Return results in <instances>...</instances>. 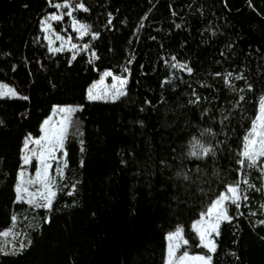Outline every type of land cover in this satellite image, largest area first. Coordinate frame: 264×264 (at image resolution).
<instances>
[{
	"label": "trees",
	"instance_id": "1",
	"mask_svg": "<svg viewBox=\"0 0 264 264\" xmlns=\"http://www.w3.org/2000/svg\"><path fill=\"white\" fill-rule=\"evenodd\" d=\"M61 3L52 25L75 52L40 40ZM105 72L125 94L87 100ZM0 83L19 95L0 98V231L17 218L23 235L0 264H164L178 228L212 264H264V158L240 163L264 95V0H0ZM57 106L76 107L63 177L50 208L25 210L23 141ZM197 142L213 152L192 156ZM237 184L209 253L191 224Z\"/></svg>",
	"mask_w": 264,
	"mask_h": 264
},
{
	"label": "snow or ice",
	"instance_id": "2",
	"mask_svg": "<svg viewBox=\"0 0 264 264\" xmlns=\"http://www.w3.org/2000/svg\"><path fill=\"white\" fill-rule=\"evenodd\" d=\"M59 7V5H56ZM80 8H84L81 4L79 5ZM87 11V9H84ZM51 19H59L57 16H52ZM78 31L83 33L87 31V26L80 25V28L77 29ZM47 31V28L45 29ZM59 39V37H57ZM75 48V45H73ZM59 51V49H56ZM75 59V57H73ZM189 72L192 70L189 68ZM105 75H111L110 73H105ZM240 78V77H237ZM121 84L126 83V81L121 80ZM123 91L117 92L116 95H124ZM0 95H15V93L11 89H7L5 91H0ZM89 97L91 99H95L96 97L89 92ZM115 98V97H114ZM59 111L66 112L71 114L75 111L72 108H62ZM49 121H45V127L42 129L44 135L39 138L32 140L31 143L38 145L40 147V151L36 152L33 151V155L39 161L40 168L36 171L35 180H29L28 183L30 184H40L43 186L45 191H37L34 193H29L28 188L24 186L23 176L24 173L21 172V183L17 185L16 191L18 193V199H22L23 193H28V195L32 198L29 199V203L33 202V199L40 198L45 199L47 201L46 206L51 207V197L55 195L49 190V185L52 181L49 179L48 169L51 165L48 163L49 159L54 158L53 154L57 148H62L64 144L65 135L68 128V122L62 121L58 127H50ZM196 147L199 149V153L192 152V156H197L198 154H202L203 156H207L213 152L211 147H205L202 144L197 142ZM25 149H28V143H25ZM243 159L240 161L241 165L244 164L245 160L251 166H256L260 163L261 158H264V104H262L260 109V115L256 117L253 121L252 127L249 133L245 136V143L243 146V151L241 153ZM31 157L28 155L24 156V163H30ZM187 179V177H185ZM247 183V181H245ZM47 193V194H46ZM230 194V195H229ZM240 199L239 195V185H229L227 187V192L225 194L220 195L214 202H212L210 208L207 210L206 213H202L201 219L198 220L196 223L192 225V228L197 232L199 239H200V246L207 249L209 253L215 254L216 253V243L212 239L213 234L219 235V226L221 218L229 219L226 213V209L224 207L225 203L230 201L232 204H236L239 207V203L237 201ZM243 199H247V197H243ZM15 219V218H14ZM264 223V221H261ZM3 236H9L8 232L2 234ZM169 246H168V260L167 264H212V255H198V256H189L188 252H183L180 255L177 253L181 247V241H183L184 245L188 244V240L183 236V230L177 229L175 232L169 234L168 236ZM175 241V243H173Z\"/></svg>",
	"mask_w": 264,
	"mask_h": 264
},
{
	"label": "rangeland",
	"instance_id": "3",
	"mask_svg": "<svg viewBox=\"0 0 264 264\" xmlns=\"http://www.w3.org/2000/svg\"><path fill=\"white\" fill-rule=\"evenodd\" d=\"M65 5H66L65 3H61L59 5V7H56V5H55L54 7L57 8V11L55 13L47 15L46 18L43 19V21L41 22V25H40V40H42L44 42L46 47L51 52H55L56 49L67 50V51H71V52L77 51L76 44H74L71 40H69V38L67 36H65L63 33L56 32L54 30L53 25H52V23H54L56 21H61L62 14H61L60 6H65ZM52 16H57V17H59V19H55V20L51 19ZM46 28H47V31H45ZM79 28H80V24H78L74 21L70 22V29L75 34L76 38H80L82 36L81 32L77 30ZM57 37H59V39H57ZM73 45H75V48H73ZM105 73H109V72H105ZM105 73L101 74L99 76V78L93 84H91L88 87V89L86 91V99L87 100H89V101H108V102L114 101L121 96V95H116L117 92H119V91L124 92L125 83L121 84L120 81L121 80L125 81V79H122L120 77H116L113 75H105ZM7 89H11L15 93V95L14 96L13 95H0V98H3V97L15 98V97L19 96L18 93H16L12 88L0 83V91H5ZM90 91L96 97L95 99H91L89 97ZM262 104H264V95L259 102L256 117L260 115V109H261ZM62 108L75 109L76 107L75 106H57V107L52 108L49 116L42 122L39 136L37 138H31L29 136L24 138L23 145L21 148V165H22V167L19 169L17 176H16V185L14 188V192H15L14 194H15V201L17 203H23L25 205V208H24L25 210L36 211L39 209H47L48 208L46 206L47 201L45 199H40L38 197L33 199L32 203H29L28 202L29 199H32V198L28 195V193H23L22 194L23 198L18 199V193L16 191V187L18 184L21 183L20 173L23 172L24 173V176H23L24 186L26 188H28L29 193H34L37 191H41V192L45 191L43 186L40 184L28 183L29 180H35L36 171L40 168V164H39L38 159L36 158V156L33 155V151L39 152L40 147L38 145L31 143V141L35 140V139H39L44 135V132L42 131V129L45 127V124H44L45 121L50 122L49 123L50 127H58L62 121H67L68 125H69V121H70V118H71V115L73 112L71 114H69L66 112L59 111ZM256 117H255V119H256ZM251 127H252V125H251ZM26 142L28 143V149L27 150L25 149V143ZM244 143H245V140H244ZM242 151H243V149H242ZM25 155H28L29 157H31L30 163H28V164L24 163V156ZM53 156H54V158L48 160V163L51 165V167L48 169V174H49V179L52 181V183L49 185V190L52 193H56V191L59 187V184L61 183L62 177H63V166H64L63 147L57 148L55 150ZM244 163L248 166H251L247 160H245ZM226 192H227V187H226L224 193H222V194H225ZM222 194H220V195H222ZM53 197L54 196L51 197V200L53 199ZM228 202L231 203L230 201H228ZM211 204H210V206H211ZM210 206L207 208V210L210 208ZM207 210L205 211V213L207 212ZM200 219H201V216L191 224V229L196 234L199 245L201 244L199 236H198L197 232L192 228V225ZM18 220L19 221L22 220V217H18ZM223 220H225V219L221 218L220 223ZM175 231H173V232H175ZM5 232H8L9 236H7V237L3 236L2 234ZM173 232H171V233H173ZM171 233H169V234H171ZM169 234L166 235L164 264H167V260H168V246H169L168 236H169ZM214 236H215V234H213V237ZM213 237H212V239H213ZM22 243H23V235H22V232L20 231V225L17 224V218L12 219L10 226L8 228L0 231V248L3 252H12V251H15L16 249H19L22 246ZM173 243H175V241ZM180 243H181V247H180V250L177 253V255H180L183 252H187L186 248H185L186 245L183 244V241H181ZM189 256H198V255L189 254Z\"/></svg>",
	"mask_w": 264,
	"mask_h": 264
}]
</instances>
